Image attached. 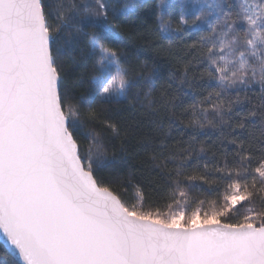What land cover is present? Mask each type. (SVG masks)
Wrapping results in <instances>:
<instances>
[{
	"label": "snow or ice",
	"instance_id": "6c2138e0",
	"mask_svg": "<svg viewBox=\"0 0 264 264\" xmlns=\"http://www.w3.org/2000/svg\"><path fill=\"white\" fill-rule=\"evenodd\" d=\"M139 7L0 0V233L10 246L0 264H264V0H190L178 19L169 0H156L162 38L206 25L189 45L196 64L184 65L180 87L195 89L200 72L212 90L185 110L187 127H220L223 137L203 171L188 170L206 155L203 145L181 149L171 171L156 165L164 203L146 192L158 185L109 171V145L122 138L125 150L128 132L105 105L125 104L134 87L152 83L122 67V52L106 43ZM85 40L80 58L93 60L94 74L80 91L71 53ZM203 188H222L223 203L200 199L189 210V190Z\"/></svg>",
	"mask_w": 264,
	"mask_h": 264
},
{
	"label": "trees",
	"instance_id": "16d2710c",
	"mask_svg": "<svg viewBox=\"0 0 264 264\" xmlns=\"http://www.w3.org/2000/svg\"><path fill=\"white\" fill-rule=\"evenodd\" d=\"M136 2L141 7L122 18L119 35L111 36L106 43L122 52L124 58L122 67H128L133 76L136 73L150 75L152 83L151 85L141 83L134 87L129 101L125 104L105 105L118 125L128 132L125 150H121L122 138L114 139L109 145L110 152L116 153L115 168L109 171L123 180L131 179L133 183L140 182L146 185L151 181L158 185V190L149 187L146 188V192L148 196L164 203L161 198L168 196L169 191L165 186L166 177L160 175V169L156 165L167 163V170L171 171L181 162V149L189 148L191 145L196 152H199L203 145L206 148V155L202 153L199 160L193 159L188 165L189 172L196 167L203 171L205 160L211 165L213 152L219 157L220 151L223 150L221 144L223 137L220 127H205L203 130L187 127L189 115L185 110L192 103L206 97L212 90L207 87L204 80L200 79V72L195 73L197 76L195 89L180 87L184 65L189 61L196 64L193 59L195 50L190 49L189 45L206 31V25L197 22L187 27L184 33L164 39L157 29L156 0H136ZM169 2L173 4L170 9L173 17L178 19L179 5L190 0H169ZM86 43L85 40L71 53L76 56L73 75L83 76V81L79 83L80 91L90 87L89 78L94 74L91 71L93 60L80 58L81 48ZM212 84L214 87L215 82ZM137 94L138 99L135 98ZM149 101L152 103L149 104ZM229 131L230 129H224L225 133ZM173 155L176 156L175 160L164 159ZM154 156L159 159L154 161ZM109 171L103 173L107 178H111ZM222 194V188L217 192H210L206 188L190 189L189 210L196 207L200 199L211 201L221 197L219 203L222 204ZM131 195L130 191L129 198ZM211 207L207 202L203 206L204 210L208 211ZM243 211L244 209H241V212ZM4 250L5 248L0 244V252Z\"/></svg>",
	"mask_w": 264,
	"mask_h": 264
},
{
	"label": "water",
	"instance_id": "95a60500",
	"mask_svg": "<svg viewBox=\"0 0 264 264\" xmlns=\"http://www.w3.org/2000/svg\"><path fill=\"white\" fill-rule=\"evenodd\" d=\"M0 244L5 248L8 249L10 246L8 245L6 238L0 233ZM18 259V258H17Z\"/></svg>",
	"mask_w": 264,
	"mask_h": 264
}]
</instances>
